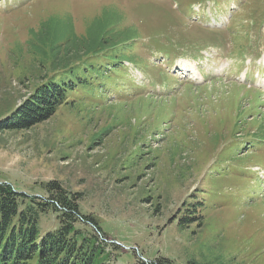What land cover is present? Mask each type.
I'll list each match as a JSON object with an SVG mask.
<instances>
[{
  "label": "rangeland",
  "instance_id": "rangeland-1",
  "mask_svg": "<svg viewBox=\"0 0 264 264\" xmlns=\"http://www.w3.org/2000/svg\"><path fill=\"white\" fill-rule=\"evenodd\" d=\"M104 9L137 39L98 55L102 86L28 130L5 129L52 75L35 46L84 36ZM162 56L190 70L171 64L169 89ZM263 81L264 0H0V183L47 199L58 182L76 195L119 247L108 264H264V92L241 84L264 91ZM41 225L55 228V216Z\"/></svg>",
  "mask_w": 264,
  "mask_h": 264
},
{
  "label": "trees",
  "instance_id": "trees-1",
  "mask_svg": "<svg viewBox=\"0 0 264 264\" xmlns=\"http://www.w3.org/2000/svg\"><path fill=\"white\" fill-rule=\"evenodd\" d=\"M119 20L114 12L104 9L84 36L73 33L70 39L53 46H35L36 55L47 61L52 75L23 108L5 119L4 128L28 130L48 120L58 108L76 105L72 95L78 89L91 88L95 84L102 86L98 77L104 79L107 73L102 69L104 64H98L102 61L98 55L115 53L137 39L134 29H120ZM153 53L170 56V53ZM168 58L172 61L177 57ZM127 59L134 65V59ZM110 60L106 69L114 71L124 62L125 56H113ZM171 77L170 73H165L164 87L167 89L172 86ZM148 86L151 85L145 86V90ZM261 138L264 139V134ZM45 193L49 198L31 196L0 183V264H108L112 258L109 247L113 253L119 247L107 245L98 237L93 217L81 212V199L58 182L48 183ZM49 214L55 216L56 226L44 231L41 222ZM195 215V206H191L183 212L179 225L187 229L196 222ZM188 264L202 263L192 260Z\"/></svg>",
  "mask_w": 264,
  "mask_h": 264
},
{
  "label": "bare ground",
  "instance_id": "bare-ground-1",
  "mask_svg": "<svg viewBox=\"0 0 264 264\" xmlns=\"http://www.w3.org/2000/svg\"><path fill=\"white\" fill-rule=\"evenodd\" d=\"M208 66V65H207ZM210 67V66H209ZM181 69L183 70V71H187V68L185 67V69L183 68V67H181Z\"/></svg>",
  "mask_w": 264,
  "mask_h": 264
}]
</instances>
